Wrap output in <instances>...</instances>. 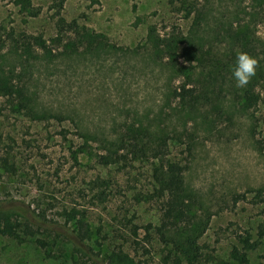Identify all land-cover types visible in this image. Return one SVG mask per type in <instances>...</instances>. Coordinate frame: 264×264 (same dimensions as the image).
I'll use <instances>...</instances> for the list:
<instances>
[{
	"label": "rangeland",
	"instance_id": "rangeland-1",
	"mask_svg": "<svg viewBox=\"0 0 264 264\" xmlns=\"http://www.w3.org/2000/svg\"><path fill=\"white\" fill-rule=\"evenodd\" d=\"M29 1L34 16L15 0H0V77L22 89L27 103L16 110L15 93L0 96V209L21 223L16 235L0 234V264H173L175 255L165 259L172 244L154 232L145 239L144 225L158 223V145L157 157L185 166L202 263L235 264L230 252L245 232L257 242L249 257L258 261L264 77L257 102L246 107L244 87L220 65L228 37L242 33L264 62L257 44L264 0H194L189 14L170 0H64L59 10L58 0ZM57 11L94 43L69 49L52 41ZM23 35L30 36L28 52L18 41ZM38 35L42 48L32 38ZM169 40L173 60L164 50ZM177 66L194 71L187 78ZM209 67L213 78L196 103L173 94L182 83L201 86ZM133 141L145 154L127 152ZM237 193L246 199L234 203Z\"/></svg>",
	"mask_w": 264,
	"mask_h": 264
},
{
	"label": "trees",
	"instance_id": "trees-1",
	"mask_svg": "<svg viewBox=\"0 0 264 264\" xmlns=\"http://www.w3.org/2000/svg\"><path fill=\"white\" fill-rule=\"evenodd\" d=\"M17 3H21L22 8L27 10V12H31V15H35L37 11L32 12L33 10H29L30 7L29 0H15ZM171 2H177L178 6L186 9V14H189L192 10H196L194 0H175ZM64 0H58L57 10L62 8ZM58 20L55 24V37H53L52 41L64 42V48L73 49L78 45V42H86L87 44L93 41H90L88 37L89 32L85 29V27L80 26L76 20L66 21L57 11ZM70 34V35H67ZM87 35V37H84ZM69 38L66 40L65 38ZM30 36L23 35L21 39H18L19 43H21V47L25 52L31 50ZM34 42L39 44L41 48L43 45V38L38 36H33ZM232 40L231 47L228 51H224L225 53V61L221 63V67L225 70L224 75L228 80L232 78V67L235 63V58L238 53L245 52L249 55L255 57L258 61L257 70L255 76L244 86L242 91L241 101L243 105L246 107H250L257 102L259 95L255 92V86L263 79L264 77V66L263 60L259 59L257 55H254L251 52L252 43H250V38L247 34H237L230 35L228 37V41ZM66 40V41H65ZM160 41V40H159ZM187 41V40H186ZM190 41V40H189ZM16 40L13 44H16ZM161 42V41H160ZM12 44V43H11ZM258 46H264V40L257 41ZM90 45V44H88ZM233 45L237 46L233 48ZM164 50L166 54L171 57V60L175 58V44H172L171 40L164 42ZM215 68L218 65L213 64ZM226 68V69H224ZM193 67H182L177 66L176 70L181 72L184 76L189 78L191 76V71L193 72ZM213 73L212 68L209 67V70L206 72V76L200 77L198 81H201V86H190L188 87L185 84H180L177 88L173 89L172 92L175 96H177L181 101H191V103H196L198 98L202 93H207V87L205 86L212 80ZM201 87L203 89L201 90ZM205 88V90H204ZM204 90V91H203ZM15 93V97L19 98V102L13 106L14 109L19 110L21 106L27 105L26 97L22 91V89L13 88L11 83H8L4 77H0V96H12ZM209 99V97H207ZM187 101V102H188ZM166 144V141H163V145ZM130 149L127 152H132L137 156V154H143L147 147L143 144H140L136 141L132 143H128ZM127 145V146H128ZM159 145L156 147V153H153L152 156L158 159V163L152 170V177L154 180V189L153 193L155 194V199L158 201V215L157 220L158 223L153 225L151 222H148L144 225L145 230V239L147 242H151L152 240V232H154L158 238L157 241L165 244H172V249L169 250L165 259L169 258L170 255H175L173 257V264H182L185 260V264H203L201 261V253L199 250V246L197 243V239L199 233H197V224L194 223L195 213H194V200L189 197L185 188H184V177L183 172L185 166L177 160H172L170 158H164L162 155L157 157ZM114 154V153H113ZM145 154V153H144ZM115 160L118 161L116 157ZM110 162V161H108ZM233 202L236 203L238 200H245V193H237L233 197ZM0 209V234L13 236L17 234V230H20L21 223L11 222L5 215L4 212ZM28 218V216L26 215ZM25 231L28 232V225H25ZM238 239L240 245H235L231 249V257L235 264H264V252L260 254L259 260L253 262L249 257V251L253 250L257 246L256 241H251L249 234L245 232L244 235L238 234ZM144 248V247H143ZM171 249V248H170ZM91 250V248H89ZM172 251L173 254H172ZM93 254V253H92ZM181 255V256H180ZM91 259V255H89ZM128 264H141L140 262H134L132 259Z\"/></svg>",
	"mask_w": 264,
	"mask_h": 264
},
{
	"label": "clouds",
	"instance_id": "clouds-1",
	"mask_svg": "<svg viewBox=\"0 0 264 264\" xmlns=\"http://www.w3.org/2000/svg\"><path fill=\"white\" fill-rule=\"evenodd\" d=\"M258 61L248 53H238L232 67V77L237 87H244L255 76Z\"/></svg>",
	"mask_w": 264,
	"mask_h": 264
}]
</instances>
